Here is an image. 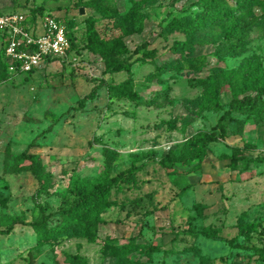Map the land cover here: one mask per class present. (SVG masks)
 Returning a JSON list of instances; mask_svg holds the SVG:
<instances>
[{
  "label": "rangeland",
  "instance_id": "374dc122",
  "mask_svg": "<svg viewBox=\"0 0 264 264\" xmlns=\"http://www.w3.org/2000/svg\"><path fill=\"white\" fill-rule=\"evenodd\" d=\"M87 1L0 0L1 14L30 17L43 6L41 15L68 23L78 45L66 61L54 60L32 74L0 71V230L10 220L34 221L38 204L49 213L68 209L80 194L102 183L107 171L115 176L132 165L140 167L135 173L139 188L125 185L123 192L113 195L114 205L97 213L108 224L100 227L94 241L82 237L80 228L70 229L67 236L38 240L30 226L16 225L10 235L0 234V264H70L68 255H81L88 264H118L117 253L129 259L126 264H264L253 251L239 247L261 246L264 239V163L234 170L222 160L236 149L264 159V107L259 122L240 115L227 121L226 141L211 144L202 164L178 163L173 170L160 165L197 132L219 134L223 113L202 111L207 89L193 83L246 71L257 62L264 67V16L254 10L260 18L243 50L226 47L217 52L214 38H209L190 59L161 75L154 64L142 60L129 74L110 75L104 61L85 44L86 21L98 19L95 28L101 39L120 37L131 25L129 17L122 16L130 11L132 0H96L122 15L114 19L101 18L96 7L84 4ZM196 2H143L144 30L125 38L130 51L150 41L149 49L158 50V64L172 60L169 47L183 36L159 37L158 25L172 16H194L199 11ZM2 40L0 34V51ZM100 81L106 85L100 87ZM126 81L139 100L113 95L110 88ZM222 91L220 100L227 104L230 88ZM24 152L37 155L52 174L44 191L29 172L14 171ZM197 204L204 207L200 215L194 210ZM56 222L55 217L52 223ZM207 228L222 239L235 238L234 247L182 234Z\"/></svg>",
  "mask_w": 264,
  "mask_h": 264
},
{
  "label": "trees",
  "instance_id": "16d2710c",
  "mask_svg": "<svg viewBox=\"0 0 264 264\" xmlns=\"http://www.w3.org/2000/svg\"><path fill=\"white\" fill-rule=\"evenodd\" d=\"M146 0H132L130 11L121 15L114 9L102 7L96 0H90L84 4L88 7H96L101 18L110 19L115 17H129L131 25H127L122 29V36L111 40L101 39L95 24L98 22L96 18L87 19L85 44L87 48L96 56L100 57L105 63L106 74H118L121 72L131 73L132 66L137 61H150L155 66V71L161 75L175 67L176 64L182 63L184 60L190 59V56L198 49L202 42L211 39L216 44V51L220 52L226 47L232 51L243 50L248 44V35L255 26L256 21L260 18L254 14V10L258 9L261 16H264V0H196L195 3L199 11L195 15L172 16L165 24H159V37L166 38L168 35L179 34L182 39H175L169 47L172 60L158 64L156 59L158 56L157 49H149L150 41H145L131 52L125 38L140 35L144 30L145 18L140 12L143 2ZM44 12L43 6L35 8L31 11L32 22L36 20L37 15ZM0 15H2L0 13ZM68 29V38L71 43V51L77 50L78 45L74 37L71 35V28L66 23ZM216 33L220 35L214 36ZM75 50V51H76ZM200 72L202 67H197ZM0 71L8 73V64L5 60L3 47L0 51ZM36 71H32V74ZM106 85L100 81L99 86ZM107 86H109L107 84ZM194 87L207 89V99L202 104V111L222 112V116L218 120L217 127L219 134L208 131H199L189 138L182 148L177 151H171L166 158L160 162L161 167L166 170H173L176 164L181 163L189 165L191 161L196 160L198 165L202 164L209 154V146L213 143L226 141L227 130L226 122L234 120V115L246 116L254 118L258 122L261 120L264 107V67L261 62H257L255 66L250 67L246 71L232 72L230 75L219 77L214 80L212 77L206 79H198L193 83ZM225 86L230 88V98L227 104H223L220 100L222 88ZM113 95L121 99L131 101L139 100L140 96L133 90L132 83L126 81L123 84L115 85L110 88ZM96 91H93L91 98L94 97ZM179 119L176 118L175 122ZM222 160L226 162L229 168L234 170L239 166L248 168L252 163H264V159L252 158L236 149L231 156L224 155ZM17 164L14 166L15 172H29L33 175L38 183L39 190L44 191L52 182V174L42 166L40 158L28 152H24L17 157ZM22 162H29L28 165H19ZM141 170L140 167L132 165L130 168L119 172L115 176H110L108 171L104 176L102 183H96L91 189L84 191L78 196L68 209H61L55 213H49L44 205L38 204V213L34 221L26 223L24 220H10L5 222V230H0L1 235H10L16 225L30 226L38 240L53 239L67 236L72 228H80L81 236L94 241L98 235L100 227L107 225L97 214L100 210L114 205L112 199L115 192H123L124 186L129 185L134 189H138V180L135 173ZM172 174V171L170 172ZM128 186V187H129ZM203 205L197 204L194 210L197 214L202 213ZM57 218L56 224L52 223L53 218ZM182 234L191 236H203L207 239L215 241H223L234 247L236 239H222L212 228L201 231L189 229ZM253 254L259 260L264 261V239L261 246H239ZM129 251V249H126ZM118 264H126L129 259H124L123 254L115 255ZM70 264H88V261L81 255L69 256Z\"/></svg>",
  "mask_w": 264,
  "mask_h": 264
},
{
  "label": "built area",
  "instance_id": "2783aa9c",
  "mask_svg": "<svg viewBox=\"0 0 264 264\" xmlns=\"http://www.w3.org/2000/svg\"><path fill=\"white\" fill-rule=\"evenodd\" d=\"M2 47L11 76L29 74L54 60L66 61L71 53L66 23L52 15L22 13L0 15Z\"/></svg>",
  "mask_w": 264,
  "mask_h": 264
},
{
  "label": "water",
  "instance_id": "95a60500",
  "mask_svg": "<svg viewBox=\"0 0 264 264\" xmlns=\"http://www.w3.org/2000/svg\"><path fill=\"white\" fill-rule=\"evenodd\" d=\"M80 13H81V14H84V11H83V9H81Z\"/></svg>",
  "mask_w": 264,
  "mask_h": 264
}]
</instances>
